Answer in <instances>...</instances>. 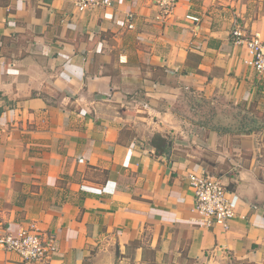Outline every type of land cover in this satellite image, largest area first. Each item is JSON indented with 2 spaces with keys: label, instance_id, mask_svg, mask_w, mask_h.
Segmentation results:
<instances>
[{
  "label": "crops",
  "instance_id": "crops-1",
  "mask_svg": "<svg viewBox=\"0 0 264 264\" xmlns=\"http://www.w3.org/2000/svg\"><path fill=\"white\" fill-rule=\"evenodd\" d=\"M170 1L0 0V230L53 234L44 264H264V80L231 36L264 39V0ZM189 172L231 190L228 231Z\"/></svg>",
  "mask_w": 264,
  "mask_h": 264
},
{
  "label": "built area",
  "instance_id": "built-area-1",
  "mask_svg": "<svg viewBox=\"0 0 264 264\" xmlns=\"http://www.w3.org/2000/svg\"><path fill=\"white\" fill-rule=\"evenodd\" d=\"M75 8L82 12L89 7H107L113 0H70ZM174 0L165 3L164 13L169 14ZM189 20L197 21L194 16L187 15ZM132 13L126 14L127 27L133 28ZM234 43H244L247 57L244 65L254 72L258 80H264V39L258 34L246 36L239 27L231 32ZM193 189L192 211L196 214L195 224L206 229L228 231L231 227L235 210L231 200V190L217 176L207 172H189L186 175ZM53 234L43 232L36 222L18 225L15 229L10 225L0 230V250L17 254L24 264L40 262L44 264L54 255L58 248Z\"/></svg>",
  "mask_w": 264,
  "mask_h": 264
},
{
  "label": "trees",
  "instance_id": "trees-1",
  "mask_svg": "<svg viewBox=\"0 0 264 264\" xmlns=\"http://www.w3.org/2000/svg\"><path fill=\"white\" fill-rule=\"evenodd\" d=\"M151 145L155 148V151L158 154H163L168 150L167 140L160 135H154L152 137Z\"/></svg>",
  "mask_w": 264,
  "mask_h": 264
},
{
  "label": "rangeland",
  "instance_id": "rangeland-1",
  "mask_svg": "<svg viewBox=\"0 0 264 264\" xmlns=\"http://www.w3.org/2000/svg\"><path fill=\"white\" fill-rule=\"evenodd\" d=\"M210 124L211 123H208V125H210ZM254 125H255V123H250L249 121L247 122V121H243V120L231 123V126L233 127V129H237V130L239 129L240 130V128H243V129L244 128H248V130H243L245 132H251L253 129H255ZM219 128H221V126H219ZM228 128L231 129V127H228ZM228 128L227 127H222L221 130L225 131Z\"/></svg>",
  "mask_w": 264,
  "mask_h": 264
},
{
  "label": "water",
  "instance_id": "water-1",
  "mask_svg": "<svg viewBox=\"0 0 264 264\" xmlns=\"http://www.w3.org/2000/svg\"><path fill=\"white\" fill-rule=\"evenodd\" d=\"M36 263H37V264H40V262H34V263H32V264H36Z\"/></svg>",
  "mask_w": 264,
  "mask_h": 264
}]
</instances>
